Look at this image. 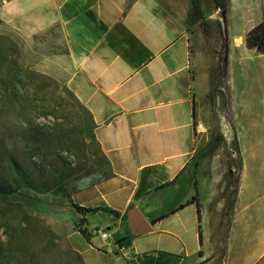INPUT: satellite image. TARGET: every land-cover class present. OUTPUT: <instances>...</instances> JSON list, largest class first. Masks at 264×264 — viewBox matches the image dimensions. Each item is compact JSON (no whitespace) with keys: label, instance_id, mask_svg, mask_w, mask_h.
Instances as JSON below:
<instances>
[{"label":"crops","instance_id":"0c3cea01","mask_svg":"<svg viewBox=\"0 0 264 264\" xmlns=\"http://www.w3.org/2000/svg\"><path fill=\"white\" fill-rule=\"evenodd\" d=\"M190 7L203 20L211 16H202L201 0H0V34L29 69L81 106L104 161V176L63 199L92 210L69 206L64 243L80 264L202 260L188 172L200 148L192 124L207 132L202 121L210 118L203 116L201 57L190 48ZM92 229L104 238L79 234Z\"/></svg>","mask_w":264,"mask_h":264},{"label":"rangeland","instance_id":"374dc122","mask_svg":"<svg viewBox=\"0 0 264 264\" xmlns=\"http://www.w3.org/2000/svg\"><path fill=\"white\" fill-rule=\"evenodd\" d=\"M201 2L202 16H211H190L188 29L210 118L188 172L205 240L197 264H264V55L242 44L249 28L264 24V0ZM6 37L0 34V133L23 141L39 129L47 139L35 152L20 144L5 153L10 148L23 168H38L41 180L60 181L66 192L104 176L86 113L62 85L29 69ZM72 218L50 193L0 197V264H80L66 246Z\"/></svg>","mask_w":264,"mask_h":264},{"label":"trees","instance_id":"16d2710c","mask_svg":"<svg viewBox=\"0 0 264 264\" xmlns=\"http://www.w3.org/2000/svg\"><path fill=\"white\" fill-rule=\"evenodd\" d=\"M193 9L194 11L192 12ZM189 15L194 20H197L199 17L197 8L190 7ZM3 40L7 46L11 45L13 47V51L18 54L14 43L10 39L6 37ZM242 44L245 49L253 51L256 55H264V24L259 22L249 28L243 35ZM3 45L4 44L2 43L1 46ZM31 131L33 134L28 135L23 141H20L18 136H13L6 132L0 133V197L8 196L20 189H26L38 194L50 193L55 197L63 199L67 198V195L73 190L70 192L64 191L60 185V181H57L54 185H50L41 180V171L38 168L31 171L23 168L16 155L13 152H9V150H11L10 148L8 152L5 153L6 150L4 147L10 146L13 149L20 144L27 145L29 151L35 152V148L39 149V147L42 146L47 139L46 134L41 132L39 129H32ZM69 206L74 209L75 212H92V210L81 209L72 204H69ZM98 210L105 211L106 209L102 208ZM195 216L197 220V209L195 210ZM79 234L84 238H87L85 232L80 231ZM75 256L79 260L78 256Z\"/></svg>","mask_w":264,"mask_h":264},{"label":"built area","instance_id":"2783aa9c","mask_svg":"<svg viewBox=\"0 0 264 264\" xmlns=\"http://www.w3.org/2000/svg\"><path fill=\"white\" fill-rule=\"evenodd\" d=\"M192 130H193L194 133L198 134V133H201L203 129H202L200 124L193 123L192 124ZM86 235H97L99 237V239H103L104 238V235H103V233L101 231H97V230H94V229L90 230L88 232V234H86Z\"/></svg>","mask_w":264,"mask_h":264},{"label":"water","instance_id":"95a60500","mask_svg":"<svg viewBox=\"0 0 264 264\" xmlns=\"http://www.w3.org/2000/svg\"><path fill=\"white\" fill-rule=\"evenodd\" d=\"M128 217L133 227L140 228V221L138 219V216L134 213V211H130L128 213Z\"/></svg>","mask_w":264,"mask_h":264}]
</instances>
